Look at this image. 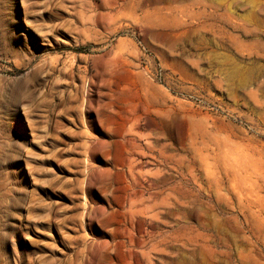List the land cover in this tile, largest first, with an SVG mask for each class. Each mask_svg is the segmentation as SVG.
<instances>
[{"label":"rangeland","instance_id":"obj_1","mask_svg":"<svg viewBox=\"0 0 264 264\" xmlns=\"http://www.w3.org/2000/svg\"><path fill=\"white\" fill-rule=\"evenodd\" d=\"M0 264H264V0H0Z\"/></svg>","mask_w":264,"mask_h":264}]
</instances>
